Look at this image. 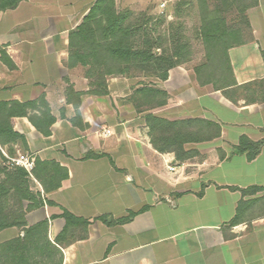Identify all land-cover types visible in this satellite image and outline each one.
Here are the masks:
<instances>
[{"label":"crops","instance_id":"0c3cea01","mask_svg":"<svg viewBox=\"0 0 264 264\" xmlns=\"http://www.w3.org/2000/svg\"><path fill=\"white\" fill-rule=\"evenodd\" d=\"M96 2L20 0L0 10V169L29 154L40 178L44 166L59 180L45 191L32 176L42 204L25 211L27 226L47 225L60 264H264V0H245L241 42L228 48L231 74L220 82L193 60L165 79L88 77L69 59L70 39ZM150 2L169 20L196 4ZM142 86L164 91V104L137 108ZM149 113L191 121L198 140L183 144L184 158L155 149ZM243 138L257 146L252 159ZM240 201L248 205L231 225ZM63 210L88 224L56 243Z\"/></svg>","mask_w":264,"mask_h":264},{"label":"trees","instance_id":"16d2710c","mask_svg":"<svg viewBox=\"0 0 264 264\" xmlns=\"http://www.w3.org/2000/svg\"><path fill=\"white\" fill-rule=\"evenodd\" d=\"M19 1L20 0H0V10L11 8L17 5ZM106 1L107 0H97L89 13L83 18L82 23L75 31H73L70 39L71 51L69 59L76 60L83 65L90 63L92 66L89 69L88 76L94 77L98 83L105 82L106 76L109 75L130 76L132 75L131 67H134L135 70H139L143 75L165 79L168 74V69H165L160 73H155V71H151L148 66L149 62L153 59L150 49L154 46V42L145 39L141 47H135L132 45L129 27L123 26L121 22L122 18L115 14L113 8L114 0ZM197 1L202 8L200 12V36L207 46L216 47L222 45L224 49L222 55L225 57V64L231 74V67L227 58V50L233 44L241 42L240 38L237 37L240 27L236 29L231 28L226 23L225 18L218 15V12L216 11L218 9L209 11L207 6L208 0ZM221 1H225L226 3L224 2V6L228 8L230 7V1H235L237 3L239 1L241 5L239 10L244 15V10L247 5L244 4L243 0H229V2L228 0ZM99 14L105 15L103 18L104 24H102V21L98 27H95L93 23H95V21L99 22L100 19L96 20ZM245 23L246 20L244 19V24ZM181 48L182 45H175L172 52V58L174 59L169 62V68L183 61H180ZM205 56L207 60L210 61L213 56L220 57V54L219 51H217L216 55L211 54L210 51H206ZM196 71L197 73L200 72L198 68ZM224 86L226 85L221 87ZM135 94H137L135 99V105L137 108L145 105L154 108L164 104L166 101V93L152 87L142 86L135 91ZM145 119L149 140L155 149L161 153L173 152L177 159H182L187 155L183 151V144L198 140L193 137L194 134L191 132L186 130L183 131L181 129L182 125L190 127L189 124L191 121L171 122L153 115L152 113L147 114ZM177 125H179L180 128ZM206 127H208V130L211 128L214 129L213 133L210 134L211 137L218 136V126L207 123ZM203 138L206 137L202 135L201 140ZM242 141L248 143L247 145H249V148L247 149L249 150L247 156L249 159H252L258 152L256 144L249 142L244 138L241 142ZM14 170L15 171L10 172L6 169H0V172L4 173L5 177L4 180L0 182V202L1 199L6 196L7 192L10 189H13L16 192H21L19 195L23 199L31 202V204L28 205L27 210L42 204V201L39 198L40 193H37L38 197H36L37 195H31L25 191L28 188L27 171L18 166H14ZM33 175L38 181H41L35 170L33 171ZM41 184L46 191L50 188H56L59 185V180L51 186H46L44 182ZM23 190L25 193H22ZM246 205H248L247 201H240L238 203L236 214L230 222L231 225H235L242 220V214L246 209ZM60 216L65 220V227L55 239L56 243L60 242L69 227H82L88 224L87 220L79 219L66 210H63ZM123 220H127V218ZM8 227L20 228L21 235L0 244V255H4L6 259L4 264H33V262L28 263L29 257L27 252L30 244H32L35 239L34 237L39 234V231L45 233L43 246L48 249L49 253H55L58 255L57 263L55 264H60L61 252L58 247L48 240L46 236L47 225L45 223L27 226L25 211L11 219L0 209V231Z\"/></svg>","mask_w":264,"mask_h":264},{"label":"rangeland","instance_id":"374dc122","mask_svg":"<svg viewBox=\"0 0 264 264\" xmlns=\"http://www.w3.org/2000/svg\"><path fill=\"white\" fill-rule=\"evenodd\" d=\"M150 1L151 0H149V2L147 0H114L113 4L115 14L122 18V25L129 27L132 45L135 47H141L145 39L154 42V46L150 49L153 59L148 64L149 69L151 71H155V73H160L165 69H168L169 62L173 61L174 59L172 58V52L175 48V45L179 44L182 45V48L180 49V61L193 60L197 61L198 63L202 62L203 67L201 71L204 77H210L211 75L212 77H218L217 82L224 81L225 76L229 73L225 64V57L222 55L224 49L222 45L216 47L209 45L207 46L201 38L200 12L202 8L198 1L196 0V4L181 7L177 13V16L170 20L165 17V11H157ZM207 2L209 11L218 9L216 10L218 15L224 17L226 23L231 28L236 29L244 25V15L239 10L241 7L239 1L237 3L235 1L229 2L228 0L230 4L229 8L224 6L225 1L208 0ZM243 2H245V0H243ZM104 16V14H99L96 19H100L99 22L95 21L93 25L98 27V25H100V23L103 21ZM102 24H104V21ZM206 51H210L211 54L215 55L217 51H219L220 57L213 56L209 61L205 56ZM91 66L92 65L90 63L84 64V71L87 76ZM131 71V74H142L139 70H135L134 67H131ZM107 77L108 76H106V78ZM189 128L190 127L185 126L183 127V130L189 131ZM203 128L206 127L202 125V129ZM6 170H9L10 172L15 171L14 166H8ZM33 171L34 168L30 173L27 172L28 188L25 191L31 195H37V193H34L37 188H35L36 185L32 178V176H34ZM41 172L42 174L40 179L46 184V186H51L57 181L55 174H51V169L49 167L44 168V166H42ZM4 178V173L0 172V182L3 181ZM41 181L38 182L41 184ZM31 184L33 188L32 191L34 192H30L29 190V186H31ZM25 191L23 190L22 193H25ZM19 193L21 192H16L13 189H10L0 202L1 211L11 219L26 211L28 205L31 204L30 201L23 199ZM36 197H38V195ZM16 228L17 235L12 238H9L10 236H8V239H4L0 234V244L20 236L21 229L18 227ZM34 238L35 239L32 244H30L27 252L29 257L28 263H57L58 255L55 253H49L48 249L43 246L45 233L43 231H39V234ZM2 239L4 240L1 241ZM5 260V256L0 255V264H2V261L4 264Z\"/></svg>","mask_w":264,"mask_h":264},{"label":"built area","instance_id":"2783aa9c","mask_svg":"<svg viewBox=\"0 0 264 264\" xmlns=\"http://www.w3.org/2000/svg\"><path fill=\"white\" fill-rule=\"evenodd\" d=\"M7 160L9 165L22 167L28 173H30L34 168V157L29 154L17 153L14 157H7ZM169 169L172 170L173 167H169Z\"/></svg>","mask_w":264,"mask_h":264}]
</instances>
